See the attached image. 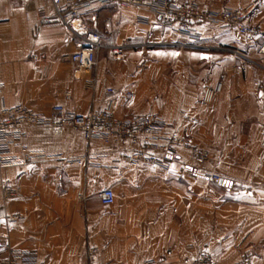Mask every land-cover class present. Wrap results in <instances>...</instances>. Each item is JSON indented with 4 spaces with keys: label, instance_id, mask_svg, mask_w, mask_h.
<instances>
[{
    "label": "crops",
    "instance_id": "0c3cea01",
    "mask_svg": "<svg viewBox=\"0 0 264 264\" xmlns=\"http://www.w3.org/2000/svg\"><path fill=\"white\" fill-rule=\"evenodd\" d=\"M177 1L206 11L251 5L246 24L264 26V0ZM53 14L50 0H0L3 105L39 114L61 105L82 115L102 109L111 89L119 118L158 114L209 160L196 167L176 149L160 165L132 168L123 161L129 144L27 126L24 145L44 157L0 168V259L8 246L37 252L39 264H191L201 252L214 264H235L247 251L251 264H264V71L255 60L264 31L246 37L201 25L191 40L145 10L96 7L74 23L80 35L100 37L87 72L69 60L81 39L42 24ZM112 47L124 49L121 61L109 56ZM219 83L221 92L204 103L205 89ZM2 183L18 196L5 199ZM104 189L115 195L111 206L96 197ZM12 216L23 219L9 223ZM92 247L99 253L87 261Z\"/></svg>",
    "mask_w": 264,
    "mask_h": 264
},
{
    "label": "built area",
    "instance_id": "2783aa9c",
    "mask_svg": "<svg viewBox=\"0 0 264 264\" xmlns=\"http://www.w3.org/2000/svg\"><path fill=\"white\" fill-rule=\"evenodd\" d=\"M54 6V14L42 19L46 26H62L77 35L81 41L78 50L69 60L78 69L92 71L97 65V54L100 51V37L92 32L82 35L74 27L75 22L82 19L84 11L96 7L117 6L119 8H137L154 15L159 23L173 31L177 36L198 40L200 32L197 27L207 25L221 30H234L246 37L260 36L263 27L246 24L251 5L241 9H221L206 11L194 3L178 2L177 0H50ZM94 20V17H91ZM234 54L246 61L249 59L240 51ZM109 56L115 61L124 57L122 47H112ZM256 64L264 71V42L257 48ZM238 71L239 67H233ZM219 83L214 89H205L202 95L204 103H210L222 90ZM109 95L105 106L99 111H90L82 115L69 113L61 105L51 107L47 114H39L28 107L17 105L7 107L1 103L2 87L0 86V168L28 163L44 157L42 153L30 151L23 143L27 137L25 127L41 128L55 137H60L66 130H74L81 134L86 142L100 141L105 145L129 144L130 152L123 156V161L132 168L160 165L159 157H173L176 149L186 152L196 167L204 166L209 160L207 149L191 145L183 136L174 130L169 131V125L158 115L150 114L121 119L116 115L111 99L113 91L106 90ZM264 143V125H263ZM13 150H16L14 152ZM58 158H62L59 156ZM66 165L80 163L79 160L65 159ZM210 180L219 183L221 178L212 175ZM5 199L15 198L18 191L1 184ZM97 199L103 206H111L115 195L111 189H104L97 194ZM23 218L12 216L9 223H16ZM7 247V254L0 259V264H39L37 252L12 249ZM99 253L96 247L87 249L86 259L92 261ZM250 252L247 251L235 264H251ZM150 264V263H146ZM191 264H214L211 256L205 252L198 253Z\"/></svg>",
    "mask_w": 264,
    "mask_h": 264
},
{
    "label": "rangeland",
    "instance_id": "374dc122",
    "mask_svg": "<svg viewBox=\"0 0 264 264\" xmlns=\"http://www.w3.org/2000/svg\"><path fill=\"white\" fill-rule=\"evenodd\" d=\"M125 52V51H124Z\"/></svg>",
    "mask_w": 264,
    "mask_h": 264
}]
</instances>
